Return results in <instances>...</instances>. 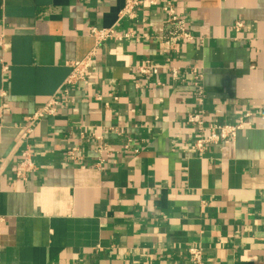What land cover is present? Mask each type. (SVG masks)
Here are the masks:
<instances>
[{"label": "crops", "instance_id": "1", "mask_svg": "<svg viewBox=\"0 0 264 264\" xmlns=\"http://www.w3.org/2000/svg\"><path fill=\"white\" fill-rule=\"evenodd\" d=\"M143 1L120 20L126 0H0V264H195L194 247L202 264H264V0ZM169 2L202 41L164 49ZM91 27L132 37L98 47L66 101ZM146 64L158 74L141 78ZM189 66L204 76L202 106ZM52 98L57 113L24 139ZM198 113L244 125L199 152L187 122ZM25 149L35 169L19 179Z\"/></svg>", "mask_w": 264, "mask_h": 264}, {"label": "built area", "instance_id": "2", "mask_svg": "<svg viewBox=\"0 0 264 264\" xmlns=\"http://www.w3.org/2000/svg\"><path fill=\"white\" fill-rule=\"evenodd\" d=\"M144 3L143 0H126L125 6L119 13V19H129L133 20L137 17V11L139 7ZM152 5H156V1L152 0ZM163 11L166 14V33L163 37L164 49L167 51H177L178 47L182 43H196L197 41H202V38L195 37L187 27V24L184 19H182L175 9V7L169 2L167 5L163 7ZM242 27L241 23L236 24V29H240ZM89 35L95 40V47L92 51L79 62L71 63V73L68 79L65 82L63 96L66 101H68V95L70 92V88L75 86L80 82H86L90 76V68L93 63V59L96 55V49L108 41H113L117 43H122L125 39L131 38V32L120 34L117 32L115 28H97L91 27L89 28ZM3 45V37H0V47ZM3 65V70H8V67ZM158 69L152 67L149 64L138 68V75L141 78H145L151 74H158ZM185 76H187L193 83L194 91L193 98L199 106H202L204 100L206 98V89L203 83L204 76L202 71L198 66H189L185 69ZM171 77L173 80L180 79V70L177 68H173L171 71ZM117 99V98H116ZM60 107V102L57 99L52 98L43 108L39 111L33 113L31 116L27 118V125L24 127L23 138L27 139L32 131L33 126L36 122L41 119L49 116H54ZM249 116V115H248ZM187 122L195 127L197 130L196 140L194 142V148L203 152L207 147L217 145L221 141L227 139H234L238 133V131L243 127V122L240 121L238 124L226 125V124H215L211 127H208L207 123L202 114H190L187 117ZM93 138L97 141L98 147L96 152L99 156L104 154H108L110 152L109 146L103 142V137L100 135H96L92 133ZM125 150L127 153H138L137 149H130L129 145L125 146ZM79 150L75 147L70 149L67 154L70 160L73 162H77L80 160L77 156V152ZM104 159L102 157L99 158V162L97 164L98 167H102L104 163ZM35 169V165L32 161V154L29 149H25L22 151L21 160L17 164L16 167V176L19 179H26V174L33 171ZM190 254L192 256V260L195 264H202L203 253L202 250L198 247H194L190 249Z\"/></svg>", "mask_w": 264, "mask_h": 264}]
</instances>
